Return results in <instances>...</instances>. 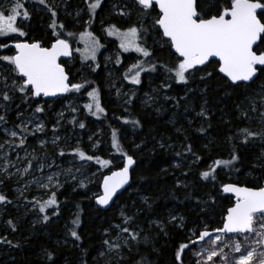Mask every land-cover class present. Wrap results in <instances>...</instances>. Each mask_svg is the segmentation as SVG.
<instances>
[{"label":"snow or ice","instance_id":"obj_1","mask_svg":"<svg viewBox=\"0 0 264 264\" xmlns=\"http://www.w3.org/2000/svg\"><path fill=\"white\" fill-rule=\"evenodd\" d=\"M28 0H7V3L0 4V37L10 38L12 34L18 37L26 36V32L18 25L22 18L30 20L31 14L25 6ZM48 12L51 13L52 23L49 27L52 29V36L55 39L50 47L42 46L40 41L25 42L15 40L12 43L0 42V49H14L11 55H0V110L5 114L9 110L13 100L19 94V97L26 104L38 97H56L60 94L69 92L81 93L84 89L87 102L82 107L87 113L97 119L106 116V109L101 102V93L98 88L91 87V90L85 88L84 83H71L65 69L58 63L61 56H70L71 50L67 38L64 36V25L58 24L56 9L49 3V0H37ZM87 5L88 20H84L86 26L84 31L79 33L80 42L84 43V49H77L83 59L92 61L96 60V53L102 45L88 27L94 22L97 16V9L102 7V0H84ZM158 9V11H157ZM259 10V11H258ZM83 10H77L76 17H81ZM111 14L122 19L132 21L126 27H121L116 23H108L106 26L102 22L101 27L107 37H114L119 43L118 48L123 53L134 52L138 54L135 63L130 65L124 75V80L132 85L141 84L142 72L157 71V64L152 62L153 53L146 46L144 37L150 29L146 27L148 18L152 20V29L157 32L161 41L168 45L176 56V61L172 65H160L165 72L169 74L168 79H174L176 83L188 84L189 78L196 71H204L208 64L214 63V71L223 74L233 86H239L238 82L252 81L258 71V66H264V48L257 45V41L264 44V0H223L216 2L212 7L205 4V0H116L111 5ZM133 16L136 17L133 20ZM79 23L80 20L78 19ZM67 36L74 37L75 33L69 32ZM255 46V47H254ZM141 57L143 59H141ZM210 58H215V61ZM117 64L121 63L119 55L116 58ZM147 65V67H146ZM199 66H204L203 68ZM98 67V65H97ZM93 71L96 69L93 68ZM213 72L205 71L201 80L211 77ZM161 87H171L170 84H164ZM264 91V86H262ZM119 94V90H117ZM149 99H152L149 97ZM131 98L125 103H130ZM264 102V95H262ZM29 108L31 105L29 104ZM19 109V105H17ZM78 108H71L72 112L78 111ZM45 108L42 104L37 103L33 115L24 118V113H17V119L20 121L12 127H5L8 121L6 115H0V133L3 134V141L0 142V184L5 180H10L13 176H19L23 179L26 175H31L33 161L37 157L33 153H27L24 160L26 166L16 167V163L10 158L11 153L6 151H16L17 149L26 148V140L29 135H35L38 132H44L45 125L36 114L43 113ZM252 112L257 108L253 106ZM63 118V113L58 114ZM198 116L206 118V110L201 106ZM243 118L250 120L247 111H243ZM125 124L131 123L138 127V120L123 121ZM59 119L57 124H59ZM70 123H76L75 117ZM79 128L86 127L84 122H78ZM259 123L262 125L260 131H253L250 127H244L237 130L236 135L243 137V142L247 143L250 138H264V111L259 113ZM30 125H34L30 129ZM199 131H205L203 128ZM56 132V128H53ZM233 137L232 139H234ZM91 140L92 137L90 136ZM59 136L53 137L51 143L58 145ZM47 142L41 141L43 148ZM98 145H93L97 147ZM163 147V145H161ZM138 147V146H137ZM111 148L119 154L122 161V167L112 171L110 176H105L103 181V194L96 197V204L105 206L112 201L113 197L118 194V190L129 184L130 169L135 163L132 155L124 150L118 140L116 129L111 132ZM187 151L192 153L189 145ZM195 155L194 153H192ZM59 156L72 155L82 161H95L101 166H108L111 161L101 159L95 154L88 155L79 146L72 149L71 153H66L63 148L60 149ZM180 155V153H177ZM31 156V159H28ZM201 157L196 156L199 161ZM237 159L232 155L231 159H216L213 161L209 170L202 171L200 177L207 180L209 177L214 178L217 167L223 165L230 167ZM17 160H21L17 152ZM46 161L38 165V171L43 173L45 167H52ZM16 168L13 173L9 169ZM80 171L79 168L76 169ZM72 169L62 170L46 176L33 177L31 181H26L24 189L30 184L37 185L40 189L45 190L46 199L38 200L35 197L27 203L38 212L37 222L47 223L50 216L47 210L55 209L53 215H58L59 201L57 192L62 185L59 182L61 174H71ZM187 175V173H185ZM76 177L73 176V179ZM45 180L47 182H45ZM19 183V181H17ZM84 187V182H80ZM20 195L23 191L17 189ZM224 193H231L235 196V203L227 209L223 216L221 225L209 231L207 225L203 230L193 232L195 240L189 243L195 246L198 243L206 242L207 248L201 246L196 253L198 259L196 264H264V186L251 188L239 186L238 184L228 183L222 185ZM26 199V198H25ZM13 201L8 196L0 192V206L12 204ZM79 207V206H77ZM124 216V213H121ZM133 217L124 216L122 224L115 225L117 230L116 241L105 239L104 245L109 251H115L119 258L123 248L131 251V242L139 243L140 232L131 227ZM172 220H176L173 216ZM5 224L12 232L17 231V225L12 219L5 221ZM73 228L69 229L70 235L74 240H80V236L75 230L79 227V215L72 221ZM213 232L215 236H213ZM126 234V235H123ZM232 234V235H228ZM147 237H145V240ZM122 241V242H121ZM189 243L181 244L175 253L177 264H183L182 252L189 247ZM0 244H7L9 247H19V244H13L7 236L0 237ZM45 251L48 260H52L53 254ZM104 253H101L103 256ZM111 264V260H109ZM136 264H146V261L136 262Z\"/></svg>","mask_w":264,"mask_h":264},{"label":"trees","instance_id":"obj_2","mask_svg":"<svg viewBox=\"0 0 264 264\" xmlns=\"http://www.w3.org/2000/svg\"><path fill=\"white\" fill-rule=\"evenodd\" d=\"M82 1L66 2L70 6ZM107 1L103 0L96 18L101 15L108 19L107 22H117L114 16L109 17ZM215 2L205 0L208 7H212ZM29 22L34 24L26 29L23 39L29 42L40 41L42 46H49L55 37L52 36V29L47 27L46 18L32 13ZM146 27H149L147 23ZM151 33L149 31L148 37L145 36L146 46L153 53L151 60L157 64V71H150L153 74L151 78L143 73L139 88L147 83L156 84L161 81L160 92H165L166 96L160 102L154 101L153 107H142L136 101L130 106L110 105L112 100L97 81L101 75L99 68L84 71L79 81L90 82L85 84L87 90L91 87L99 89L102 105H106H103L106 116H101V122L109 129L117 130L119 142L135 160L130 185L117 195L107 209L99 208L95 204V197L80 189L72 190V187L66 185L57 192L59 214L47 212L50 221L43 222V228L33 233H22L24 227L20 219L15 215L9 216L8 219L16 223L17 231L7 238L13 244L18 243L19 247H9L10 253L0 257V264H109V260L111 264H136L142 260L146 264H177L175 253L181 244L189 242V228L194 226L198 233L205 225L209 230L221 225L223 216L233 203V199L222 192L224 183L256 188L264 182V138H250L244 143L243 137L236 135L237 130L244 127H250L253 131L261 130L259 113L264 111V102L250 94L258 85L264 86V67L258 69L252 82L238 83V87L214 71V63L208 64L204 71L194 72L187 85L178 84L174 79L169 80V74L160 67L162 64H174L175 54L162 41L161 45L149 42ZM61 38L72 42L66 32ZM3 40L0 39V42ZM258 45L264 48L260 41ZM60 63L64 65V59ZM75 63L81 62L74 57ZM64 68L70 80L73 75L67 66L64 65ZM205 71H211L213 75L201 80ZM166 83L171 87H161ZM42 99L38 97L30 101L34 103ZM202 105L206 110V118L197 115ZM253 106L257 108L256 112L251 111ZM243 111L248 112L250 120L243 118ZM116 112L122 116L119 123L109 118ZM86 114V125L91 129V115ZM125 119L138 120L140 125L134 127L131 123L125 124ZM201 128L205 131H199ZM3 139L0 133V142ZM189 145L195 155L187 151ZM97 147L102 152L103 142ZM108 147L112 150L111 155L117 154L111 148V142ZM233 154L237 159L230 167H217L214 178L205 180L200 177L202 171L210 169L214 160H228ZM196 156L201 159L197 161ZM110 161L102 170L103 175L121 167L120 162ZM99 186L97 184V188ZM5 209L8 210V207ZM122 212L124 216L134 218L131 227L140 232V236L139 243L131 242V251L127 248L121 250L120 254L124 257L121 260L112 256L103 241L115 240V225L122 224L124 220ZM6 214L7 211L2 215ZM77 214L80 221L79 227L75 228L80 236L78 241L71 237L69 231L74 227L72 221L77 218ZM171 214L183 216L181 227L175 225L176 221H169ZM3 216L0 219V237L5 232L2 227ZM196 246L192 245L182 252L183 264H195L191 252ZM44 250L53 254L52 260L47 259Z\"/></svg>","mask_w":264,"mask_h":264},{"label":"rangeland","instance_id":"obj_3","mask_svg":"<svg viewBox=\"0 0 264 264\" xmlns=\"http://www.w3.org/2000/svg\"><path fill=\"white\" fill-rule=\"evenodd\" d=\"M66 1L67 0H49V3L56 9L58 13L56 17L57 23L63 24L65 26L63 31L66 33H75V36L71 37L72 42L68 40L71 49V55L64 59V65L69 68L71 74L73 75L69 81L71 83H79L82 77V73L95 67L99 68V71L101 72V75L98 77L97 81L99 85L106 89L108 97H110V99L112 100L110 105L130 106L133 101H136L142 107H153L155 105L154 101L160 102L161 99L166 96L165 92H160L161 81L156 84L147 83L145 84V86L139 88V85H132L124 80L126 70L130 67V65L135 63L138 54L134 52H121L118 48L119 42L114 37H107L106 33L101 27L102 22L105 26L108 23H116L122 28L126 27L129 23L132 22L111 14V5L116 2V0L107 1V10L109 17L114 16L118 21L126 20V23L118 21L107 22L108 19L105 17H101L100 15L98 18H95L94 22L91 23V26L88 27V31H91L93 35L97 39H99L100 44L102 45V47H100L96 53L95 61H92L91 59H83L81 53L77 51V49H84L85 47L84 43L80 42L79 33L84 31L86 27L83 24V21L88 20L87 5L82 1L81 3L74 2L72 5L67 6ZM4 3H7V0H0V4ZM25 6L28 8L30 14L33 13L40 15L41 18H46L47 27L50 28L49 25L52 23L53 19L51 17V13L48 12L42 5H40L37 0H28ZM77 10H83L81 12L80 18H77L75 15ZM78 19L80 20L79 23L77 22ZM132 19L135 20L136 17L133 16ZM65 22H68V24H66ZM146 23L149 26L148 28L152 29L151 18H149L148 22ZM33 24L34 23L30 24L29 20H24L22 18L18 21V25L24 31H26L27 28L32 27ZM76 27L79 28L76 30L74 29ZM151 29L150 31H152V33L150 35L149 42H151L152 44L161 45L160 37L157 35V33H155L154 30ZM146 37H148V34L146 35ZM23 38L24 37H18L15 34H12L10 38L0 37V39H4L2 41L3 43L10 44L17 39L20 41L29 42L27 40H24ZM144 40H146L145 37ZM13 53L14 49H0V55H11ZM118 55L121 60L120 64H117L116 62V58ZM74 57L78 58L81 63L74 64ZM125 59H127L126 62H124ZM141 59L143 58L141 57ZM0 71H5V69L0 68ZM143 73L148 75V77L150 78L153 75L151 72H142L141 76ZM261 86L262 85H258L256 88H254L250 96L257 98L262 102V95H264V91H262ZM117 90H119V94ZM149 97H151L152 99H149ZM129 98H131V102L126 104L125 101L129 100ZM85 102H87V96L84 89L81 90V93L69 92L63 94L58 98H54L48 101L43 99L34 103L29 101L31 108H29V104L24 103L19 97V94H17V97L13 100L6 114L3 110H0V115H6V119L8 121L5 127H12L14 124L20 122L17 119L18 111L23 112L24 118H27L33 115V111L37 103H40L45 107V111L43 113L36 114L39 120H42L44 122V132H38L35 135H29L26 140L25 149H17L16 151H11L10 149H7V147L5 149L6 151H9L11 153L10 158L13 162L16 163L17 168L22 169L26 166L27 161L24 160L26 152L33 153L37 157V159L33 161V169L31 171V175H26L23 179H20L19 176H13L12 179L5 180L3 184H0V192L6 194L8 198L13 201V203L9 204V206H0V219L3 216L2 214L7 211V214L3 216L4 221L2 220V227L5 229V232H3L2 234L3 236L9 237V234H11V236L14 234V232H12L10 228H8L5 224V221H7L9 216L13 215H15L16 218L20 219L19 222L21 221L20 223L24 227L22 233H33V231H38L43 228V222H37L38 212L33 209L32 205L27 203V201H31L33 197L38 200L46 199L47 195L45 194V190L40 189L35 184H30L27 189H24L25 182L31 181L33 177H39L41 175L46 176L48 174L62 172V170L71 168V174H61L59 176V182L62 186L58 189L53 190L59 192L64 186L68 185L72 187V190L80 189L81 191L87 193L89 196L97 197L98 195H100V188H97V184H100L102 180V170L105 166H101L95 161H82L78 157L74 158L72 155H65L61 157L58 155L61 148H63L66 153H71L72 149L79 146L82 150H86V154L88 155L95 154L101 159L120 162L122 165L121 157L118 153L114 156L111 155L112 150L109 149L108 143L111 142L110 138L112 130L106 127L103 122H101L103 121V118L100 117V119H97L96 117L91 116L89 118L90 121H92V124L90 126L91 129L86 125L87 111L82 107ZM17 105H19V109H17ZM103 105L106 106L104 103ZM73 107L78 108L79 110L76 112H72L71 108ZM59 113L64 114L63 118L58 115ZM73 117H75L76 123H70V121L73 120ZM121 117L119 115V112H116L111 114L109 118L114 123H119L118 121ZM58 119L60 121L59 124H57ZM81 121L86 125L84 129L79 128L78 122ZM29 127L31 129L32 127H34V125H30ZM54 127L56 128L55 133L53 132ZM54 135L60 137V140L58 141L59 147L51 143ZM90 136L92 137L91 140L89 139ZM258 139L262 140L260 137ZM41 141L47 142L43 148L40 144ZM101 142H103L102 152L98 149V147H93V145H99L101 144ZM17 152L19 153V156L21 158V160L19 161L17 160ZM28 159H31V156H28ZM42 161H46L48 164H52L53 166L45 167L43 173H41L37 169L39 163ZM77 168L80 169L79 172L76 171ZM9 170L13 173L16 172V168H10ZM73 176H75L76 178L73 179ZM17 181H19V183H17ZM81 181L84 182V187L80 186ZM45 182L47 181L45 180ZM17 189L22 190L23 195H20V192H18ZM7 207L8 210L5 209ZM53 211L54 209L47 210V212L49 213H53ZM173 216L176 217V220H172ZM182 220L183 216L180 214H171L169 216V221H176L175 225L177 227L182 226ZM158 224L160 225V223ZM203 228H201L200 230H203ZM193 232H195L194 226L188 229L187 238L189 239V241L196 239V237L193 235ZM114 238V241H116L117 236L115 235ZM202 245L205 248L209 246L206 242H201L198 243L196 248H194L191 252V255L195 259V264L196 260L198 259L196 253L200 250ZM8 249L10 248L7 244H0V257L3 255H8L10 253ZM109 252L113 257H115V259L119 258L115 251ZM119 255L121 256V254Z\"/></svg>","mask_w":264,"mask_h":264},{"label":"water","instance_id":"obj_4","mask_svg":"<svg viewBox=\"0 0 264 264\" xmlns=\"http://www.w3.org/2000/svg\"><path fill=\"white\" fill-rule=\"evenodd\" d=\"M157 11H158V9H157ZM259 11V10H258ZM29 43H31V42H29ZM258 43H259V41H257V45H258ZM51 46V45H50ZM50 46H48V47H50ZM255 47V46H254ZM15 51V50H14ZM172 52L174 53V50H172ZM67 57H69V56H61V57H59L58 58V63H60V61L62 60V59H65V58H67ZM211 60H213V61H215V58H210ZM61 64V63H60ZM61 66L64 68V66L61 64ZM199 67H204V66H199ZM262 67H264V66H258V69L259 68H262ZM65 69V68H64ZM65 72H66V70H65ZM257 73H258V71H257ZM67 74V73H66ZM220 74V73H219ZM68 75V74H67ZM221 76H223V74H220ZM256 76H257V74H256ZM256 76H255V78H256ZM224 78H226V77H224ZM254 78V79H255ZM227 79V78H226ZM253 79V80H254ZM252 80V81H253ZM252 81H250V82H252ZM230 82V81H229ZM250 82H238V83H250ZM231 83V82H230ZM63 94H60V95H58V96H56V97H43V96H41L43 99H54V98H57V97H60V96H62ZM134 165H135V163H134ZM134 165L132 166V168L130 169V180H129V184H126L122 189H119L118 190V194L117 195H119V194H121L129 185H130V183H131V170L133 169V167H134ZM121 167H122V165H121ZM116 170H118V168H116V169H114V170H112V171H116ZM112 171H110L109 173H106V174H104L103 176H102V180H101V182H100V186H99V188H100V195H102L103 194V188H102V185H103V181H104V177L105 176H110L111 175V173H112ZM228 183H232V182H226V183H224V184H228ZM234 184H236V183H234ZM239 185V184H238ZM239 186H245V185H239ZM261 186H264V182L262 183V185ZM248 187V186H247ZM251 188H253V187H251ZM222 189V188H221ZM223 192V191H222ZM224 193V192H223ZM225 195H227V196H230L232 199H233V203H232V205L235 203V196H234V194H231V193H224ZM117 195L116 196H114L113 197V199H112V201H110L109 202V204L108 205H105V206H101V205H98V204H96V197H95V204L99 207V208H101V209H107V208H109L110 206H111V204L112 203H114V201H115V198L117 197ZM231 205V206H232ZM230 206V207H231ZM227 212V211H226ZM226 214V213H225ZM211 230H213V229H210L209 231H211ZM213 235H215V233L213 232ZM195 240V239H194ZM187 243H189V242H187ZM192 246V244H190L189 243V247H191ZM188 247V248H189Z\"/></svg>","mask_w":264,"mask_h":264}]
</instances>
